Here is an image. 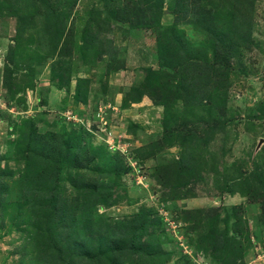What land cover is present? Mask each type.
<instances>
[{"label": "rangeland", "instance_id": "374dc122", "mask_svg": "<svg viewBox=\"0 0 264 264\" xmlns=\"http://www.w3.org/2000/svg\"><path fill=\"white\" fill-rule=\"evenodd\" d=\"M0 264H264V0H0Z\"/></svg>", "mask_w": 264, "mask_h": 264}]
</instances>
